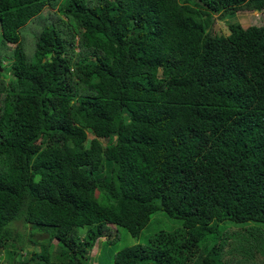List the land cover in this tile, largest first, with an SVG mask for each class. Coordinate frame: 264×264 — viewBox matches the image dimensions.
I'll return each mask as SVG.
<instances>
[{
	"label": "trees",
	"instance_id": "16d2710c",
	"mask_svg": "<svg viewBox=\"0 0 264 264\" xmlns=\"http://www.w3.org/2000/svg\"><path fill=\"white\" fill-rule=\"evenodd\" d=\"M55 1L0 0V264L35 235L24 264H90L158 211L112 264H264V25L211 35L264 0Z\"/></svg>",
	"mask_w": 264,
	"mask_h": 264
},
{
	"label": "rangeland",
	"instance_id": "374dc122",
	"mask_svg": "<svg viewBox=\"0 0 264 264\" xmlns=\"http://www.w3.org/2000/svg\"><path fill=\"white\" fill-rule=\"evenodd\" d=\"M67 0H56L54 2V5H56L55 8L64 7L66 5ZM55 9L48 7L41 13V15H45L46 18H50L52 15L51 13H56ZM214 22L212 25L211 35H217V36H224L228 34V28H227V21L230 22H239L243 28H246L248 26H263L264 25V10L261 12H247V11H239L235 14V17L233 18H222L220 19L218 15L214 16ZM53 19V16L52 18ZM65 20V18L63 17ZM25 28L21 30V37L25 38L26 36ZM8 47H4L0 42V53H3V51ZM11 61V58L9 56V52H5L2 54V65L4 69H1V73H4L9 70V63ZM9 80V78H7ZM88 138H92L88 134ZM101 143L104 145L105 141L101 140ZM16 228V230L20 233H26L27 231L23 228L22 223H14L13 224ZM181 226V223L177 219H172L168 217L165 213L158 211L155 212L151 217L150 221L147 224V226L141 231L140 235L137 237L130 236L125 229L118 228V230H114V227L110 226V229L113 231V234L111 236V242L106 243L104 239H99L95 243L94 247L91 250V259L90 264H112L113 256L116 252L126 248L131 247L134 245H144L146 244L149 239L155 236L156 233L160 231H167V230H175L176 228H179ZM227 229V228H226ZM229 229H237L230 227L227 229L226 232L229 233ZM85 229H81L78 231V234L82 235L81 238H83L85 232ZM252 234H255L253 231ZM251 235L250 231L246 233H242V236L239 237H232L230 241L232 240V246L235 247L239 252L236 254H239V257H243V255L240 253L242 252V249L245 253L251 252V249L253 248L252 244L253 241H255V236ZM29 239L26 240L24 243V250L17 249L11 255L6 254L5 252H2V263L1 264H24V260H29L31 257V253L33 252H39L41 247L40 245L45 244L46 237H39V235H35L34 237L29 236ZM29 240H32L33 242H30ZM52 245L56 247V240H53ZM51 245L50 247V254L53 253V248L55 250V247ZM13 250V248H12Z\"/></svg>",
	"mask_w": 264,
	"mask_h": 264
}]
</instances>
